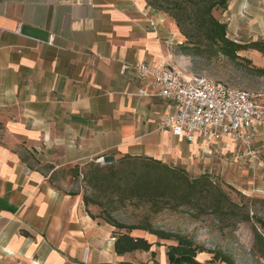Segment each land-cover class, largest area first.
<instances>
[{"label": "crops", "instance_id": "1", "mask_svg": "<svg viewBox=\"0 0 264 264\" xmlns=\"http://www.w3.org/2000/svg\"><path fill=\"white\" fill-rule=\"evenodd\" d=\"M217 16L239 42L264 39V0H228ZM183 41L146 0H0V264H138L68 189L75 166L149 156L231 184L227 154L242 148L225 139L211 154L175 135L163 126L172 101L138 75L141 63L184 65ZM244 55L264 68V52Z\"/></svg>", "mask_w": 264, "mask_h": 264}, {"label": "trees", "instance_id": "2", "mask_svg": "<svg viewBox=\"0 0 264 264\" xmlns=\"http://www.w3.org/2000/svg\"><path fill=\"white\" fill-rule=\"evenodd\" d=\"M152 8L172 18L184 41L177 50L192 58L220 61L224 65L264 77V68L256 66L244 55L249 50L264 52V39L239 42L228 34L227 23L217 16L219 10L228 8V0H146ZM91 164L84 178L88 189L82 192L87 211L92 218H99L117 229L115 251L119 255L134 250L139 238L133 231L143 230L158 238L166 232L146 220L141 224H126L115 212L128 204L145 207L152 214L165 210L180 211L184 208L213 217L224 230L236 228L240 223L253 221L255 247L264 252V219L254 212L256 198L239 193V200L232 197L234 188L214 178L211 173L192 175L184 165L169 164L149 156L124 155L108 166ZM89 164V165H90ZM80 166L69 169L76 175ZM67 171V173H68ZM89 206H96L100 213H92ZM125 230V232H121Z\"/></svg>", "mask_w": 264, "mask_h": 264}, {"label": "rangeland", "instance_id": "3", "mask_svg": "<svg viewBox=\"0 0 264 264\" xmlns=\"http://www.w3.org/2000/svg\"><path fill=\"white\" fill-rule=\"evenodd\" d=\"M179 55L183 57V66L192 73L210 76L233 88L264 93L263 76L226 66L222 61L216 64L211 60L192 58L181 52ZM260 137H264V134L257 135L249 144L236 143V150L242 148L237 161L235 156L227 154L229 161L232 160L236 164V171L230 179L231 184L225 181L226 178L224 180L215 173L211 174L221 181L226 189L227 185L234 188L228 189L234 199L239 200V193L256 198L254 212L264 219V138ZM250 151L252 152L249 153ZM115 161L100 158L80 166L78 175L68 171L64 177L68 189L81 192L88 189L84 176L91 169L90 163L108 166ZM114 214L126 224H141L149 220L155 228L162 229L167 234L166 238L160 239L147 231L132 232L139 238L132 251L138 254L134 258L138 264H264V252L255 247L257 226L253 221L240 223L234 229L223 230L213 217L188 208L152 214L145 207L131 204L120 206ZM258 230L264 233V229L259 225ZM121 232L124 233L125 230Z\"/></svg>", "mask_w": 264, "mask_h": 264}, {"label": "built area", "instance_id": "4", "mask_svg": "<svg viewBox=\"0 0 264 264\" xmlns=\"http://www.w3.org/2000/svg\"><path fill=\"white\" fill-rule=\"evenodd\" d=\"M136 68L141 78L153 79L160 96L173 103L163 126L189 142L204 143L211 154L219 152L217 144L225 139L249 144L264 125L262 92L233 88L180 64L141 63Z\"/></svg>", "mask_w": 264, "mask_h": 264}]
</instances>
